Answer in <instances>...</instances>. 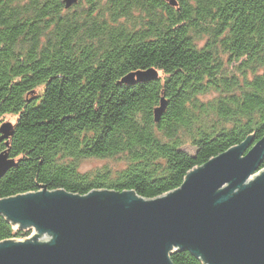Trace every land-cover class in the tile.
<instances>
[{"label":"trees","instance_id":"obj_1","mask_svg":"<svg viewBox=\"0 0 264 264\" xmlns=\"http://www.w3.org/2000/svg\"><path fill=\"white\" fill-rule=\"evenodd\" d=\"M175 1L0 0V126L15 118L0 153L16 162L0 201L43 189L154 200L264 137V0ZM148 69L158 77L120 82ZM88 160L100 165L82 171ZM40 237L0 213V243ZM170 260L206 264L186 250Z\"/></svg>","mask_w":264,"mask_h":264},{"label":"water","instance_id":"obj_2","mask_svg":"<svg viewBox=\"0 0 264 264\" xmlns=\"http://www.w3.org/2000/svg\"><path fill=\"white\" fill-rule=\"evenodd\" d=\"M176 6L175 0H166ZM76 0H65L66 7ZM158 77L154 69L127 74L121 83ZM162 99L154 111L158 121ZM13 126H0V142ZM249 139L187 173L181 186L154 200L133 192L63 190L0 201V213L41 236L0 243V264H172L176 250L206 264H264V137ZM7 146V142L5 143ZM0 153V178L14 165Z\"/></svg>","mask_w":264,"mask_h":264},{"label":"rangeland","instance_id":"obj_3","mask_svg":"<svg viewBox=\"0 0 264 264\" xmlns=\"http://www.w3.org/2000/svg\"><path fill=\"white\" fill-rule=\"evenodd\" d=\"M15 118H11V117H7L5 119V122H9L11 124H14ZM185 150H187L189 153H193V150L189 147H186ZM100 162L97 160H88L86 162H84L81 166L82 171H87L89 169L95 168L96 166H99Z\"/></svg>","mask_w":264,"mask_h":264}]
</instances>
